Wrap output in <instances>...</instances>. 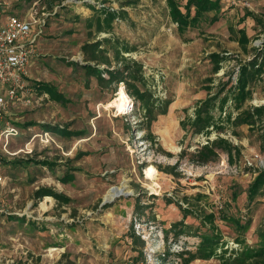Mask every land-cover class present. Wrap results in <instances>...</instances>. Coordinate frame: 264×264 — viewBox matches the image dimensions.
Returning <instances> with one entry per match:
<instances>
[{
	"label": "rangeland",
	"instance_id": "374dc122",
	"mask_svg": "<svg viewBox=\"0 0 264 264\" xmlns=\"http://www.w3.org/2000/svg\"><path fill=\"white\" fill-rule=\"evenodd\" d=\"M225 1L223 11L210 12L197 27L180 32L167 0H141L127 8L129 20L116 21L110 33L96 34L88 24L94 14L90 5L101 7L102 0H0L9 13L21 15L37 3L35 13L46 17L29 70L26 94L31 102L10 103V150L0 151L7 176L0 197L10 211L0 216V264H138L132 228L145 241L138 244L145 256L139 264H182L177 254L195 250L200 238L171 232L167 238L166 231L184 218L176 202L188 206L186 196L199 212H216L225 245L220 253H242L244 245H235L238 237L255 249L264 244L259 235L264 231V193L253 200L248 195L264 171V151L259 130L235 120L250 106L264 104V73L250 83L252 97L240 109L234 93L241 66L264 39V24L249 16L255 24L248 28L246 12L264 19V0H255L252 7ZM106 5L119 7L116 0ZM243 31L250 37L246 49L239 42ZM105 38L136 47L126 55L143 62L157 105L170 101L167 114H158L149 124L141 103L131 96L129 112L120 113L109 103L124 83L104 86L85 68L71 64L82 63L86 42ZM212 53L224 57L219 72ZM46 83L67 102L52 100L37 89ZM210 101L214 124L210 132H196V112ZM47 126L78 134L66 136ZM219 136L239 146L240 152L234 151L231 160L219 150L214 161L195 162L193 155ZM150 167L157 170L155 179L147 176ZM41 187L71 200L61 204L53 196L37 197ZM114 189L119 193L111 197ZM249 219V229L241 232L236 220ZM186 223L193 231L210 234L192 216ZM167 252L174 256H165ZM190 264L225 263L212 257Z\"/></svg>",
	"mask_w": 264,
	"mask_h": 264
},
{
	"label": "trees",
	"instance_id": "16d2710c",
	"mask_svg": "<svg viewBox=\"0 0 264 264\" xmlns=\"http://www.w3.org/2000/svg\"><path fill=\"white\" fill-rule=\"evenodd\" d=\"M107 1L109 0H102L101 7H97L95 4L90 5L91 9L94 10V14L88 18L90 32L96 34L112 32L116 21L130 19V12L127 8L136 6L141 2V0H116L119 5L117 8L111 5H106ZM110 1L114 2L115 0ZM167 1L170 8V16L173 21L178 24L180 32H184L188 28L197 27L207 14L210 12L218 13L223 7V0H185V2H183V0ZM246 16H252L257 23L264 24L262 15L258 13L247 11ZM215 19L217 18H214L213 21ZM94 28L95 31H93ZM239 42L245 49L247 48V45L250 42V37L245 31H243V35L239 39ZM105 43H109L111 46L104 47ZM135 48L136 47L131 46L128 43H121L120 41L114 42L113 38L99 40L92 39L82 46V51L84 53L82 63L80 64V62L74 61L71 64L75 65L77 68H85L90 76H96L100 84L104 86H110L112 84L118 86L120 83H124L127 93L141 103L145 110L144 116L148 118L147 120L149 124H151L152 121L157 118L158 114H167L170 101H166L163 106L160 104L157 105V99L155 98L154 92L147 87V78L143 62L126 55L128 52L134 51ZM254 49L258 50V52L248 63L241 66L237 85L234 88L239 109L242 108L243 103L247 99L252 97L253 91L250 87V83H255L263 78L264 39L262 45L255 47ZM110 52H112V56ZM211 57L215 63V72H219L222 68L221 62L224 57H222L220 53H212ZM260 58H262L261 62L259 61ZM37 89L41 93H48L52 100L67 102L64 95L51 84L46 83L43 86L38 85ZM214 99V97L211 98L212 101ZM207 101L208 100L205 102ZM212 101L196 112V132H203L206 129L208 130L207 132H210L208 127L214 124V116L210 111L213 107L211 104ZM225 102L226 99L223 103ZM157 110L158 113H156ZM235 120L236 124L247 123L252 128H257L259 130L258 139L260 141L261 150L264 151V104L250 106L241 111ZM182 124L184 125L185 122H182ZM47 128H51V126H47ZM51 129L66 136L78 134V132L69 131L67 128H61L60 126H55ZM219 150L227 152L231 160L234 156V151L240 152L239 146L234 145L229 139L219 136L216 139L209 141L208 144L203 145L198 152L193 155V159L200 164L214 161L219 156ZM40 163L48 164L47 161H40ZM260 193H264V171L259 172L255 181L249 188L248 195L249 198L253 200L254 197ZM36 194L37 197L41 198L45 196H53L61 204L68 203L71 200L65 194L57 192L50 187H41ZM184 199L189 203L188 206H184L180 201L176 202L178 207L182 210L184 218L172 223L170 229L166 231L167 238H169L171 232L177 237L181 235L197 236L200 238V242L195 250H183L177 254L179 258H182V264H190L197 259H210L212 257H221L225 264H264V244L255 249L246 244V238L244 237L237 238V243L242 244L245 247L242 253L239 252L236 256L226 255L227 249H224L223 252L220 253L219 249L223 248L225 245L224 242L222 243V234L219 226L215 223L216 212L212 211L207 213L205 209H202V211L199 212L192 208L187 196L184 197ZM167 201L169 203L175 202L173 198H167ZM188 216L194 217L200 222V224L208 227L210 234L199 233L198 229L193 231V226L186 223V218ZM14 218L21 220V218L17 216ZM222 218L230 220L231 217L224 215ZM236 223L240 231L245 233V231L249 229L252 221L249 219L247 222L243 223L242 220H236ZM259 232L260 237L264 240V231H261L260 229ZM129 235L132 238L133 244H137L134 245V250L138 252V255L134 257L135 263L139 264L140 260L145 262L143 248L142 246H138L140 243L143 245L145 241L140 234L136 233L134 228H132ZM168 255L174 256V253L167 252L165 256ZM161 260H164V258H161ZM58 264L63 263L60 262Z\"/></svg>",
	"mask_w": 264,
	"mask_h": 264
},
{
	"label": "built area",
	"instance_id": "2783aa9c",
	"mask_svg": "<svg viewBox=\"0 0 264 264\" xmlns=\"http://www.w3.org/2000/svg\"><path fill=\"white\" fill-rule=\"evenodd\" d=\"M34 10L27 17L14 14L0 19V120L8 111L11 101L20 99L31 102L26 94L29 70L37 53V42L43 32L42 27L46 24L45 13L40 15ZM11 133L10 128L1 131L0 151L9 152L8 138ZM48 133L47 131L46 134ZM6 180L3 157L0 154V187L6 184ZM9 214L10 211L0 197V216ZM235 245L238 247L240 244L236 242Z\"/></svg>",
	"mask_w": 264,
	"mask_h": 264
},
{
	"label": "crops",
	"instance_id": "0c3cea01",
	"mask_svg": "<svg viewBox=\"0 0 264 264\" xmlns=\"http://www.w3.org/2000/svg\"><path fill=\"white\" fill-rule=\"evenodd\" d=\"M226 1H228V2H234L235 4H239V3L243 2V3H247L251 7L256 2L255 0H237V1H240L239 3L236 2V1H232V0H226ZM231 4H233V3H231ZM0 5H1L0 19H3V18H6L9 15H14V14L15 15H19L21 17H25V16L27 17L32 10L36 9L37 3L32 7L33 9L31 11L27 12L25 15H21V14H17V13H9L10 11H8L1 2H0ZM222 11H223V9H222ZM55 13L56 12H54V13L51 12L50 14L51 15H54ZM246 22L248 24V28H251L253 26V24H255L254 23V19L250 18L249 16L247 17V21ZM18 101H21L22 102V100L19 99V100H13L10 103H15L16 104V103H18ZM10 106L11 105L9 104L8 111L6 113H4L3 118L0 120V133H1V131L5 130V129L10 128V120H11V116H10V114H11ZM8 140H9L8 149L10 150V136H9ZM4 141H5V139H4ZM6 185H7V180H6V184L4 186H1L0 189L2 190L3 188L6 187Z\"/></svg>",
	"mask_w": 264,
	"mask_h": 264
},
{
	"label": "bare ground",
	"instance_id": "6f19581e",
	"mask_svg": "<svg viewBox=\"0 0 264 264\" xmlns=\"http://www.w3.org/2000/svg\"><path fill=\"white\" fill-rule=\"evenodd\" d=\"M132 99L130 95L127 93L125 85L122 84L120 87L118 94L116 98L109 103L110 106H115L118 108L120 113H127L130 110V105H131ZM147 176L151 179L156 178L157 170L153 167H150L146 170ZM119 190L114 189L111 197H114L115 195H118Z\"/></svg>",
	"mask_w": 264,
	"mask_h": 264
}]
</instances>
